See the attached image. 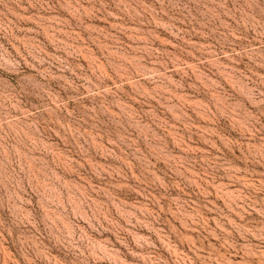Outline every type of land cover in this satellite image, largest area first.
I'll return each mask as SVG.
<instances>
[{
	"label": "rangeland",
	"instance_id": "rangeland-1",
	"mask_svg": "<svg viewBox=\"0 0 264 264\" xmlns=\"http://www.w3.org/2000/svg\"><path fill=\"white\" fill-rule=\"evenodd\" d=\"M0 264H264V0H0Z\"/></svg>",
	"mask_w": 264,
	"mask_h": 264
}]
</instances>
